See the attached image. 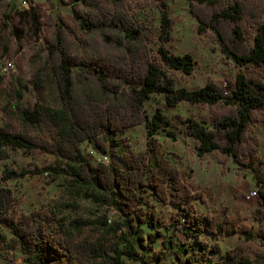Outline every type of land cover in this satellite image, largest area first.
Returning <instances> with one entry per match:
<instances>
[{
  "label": "trees",
  "instance_id": "16d2710c",
  "mask_svg": "<svg viewBox=\"0 0 264 264\" xmlns=\"http://www.w3.org/2000/svg\"><path fill=\"white\" fill-rule=\"evenodd\" d=\"M57 1L70 6L71 12L56 10L55 2L46 0L25 10L10 4L0 17V60L15 58L35 30H41L48 52L33 57L30 82L21 75L10 80L0 75V94L7 97L0 161L18 150L51 153L55 164L37 172L66 176L73 194L116 211L120 219L109 224L108 213L98 219H67L55 212L45 220L38 211L22 215L14 191L0 187V241L6 225L29 264H162L170 252L175 257L172 264H264V176L256 175L260 199L253 212L255 231L237 224L225 211L200 212L197 201H206L205 190L196 189L155 147L160 131L174 125L165 108L181 102L210 107L209 124L178 116L199 158L215 153L222 164L233 159L255 171L259 141L249 126L264 112V81L239 72L230 92L212 79L195 90L179 86V75L194 74L196 60L170 46L176 18L169 14L167 0ZM188 2L200 34L210 29L222 51L239 64L264 66V23L253 45L247 44L243 0ZM52 81L59 106L40 100L23 103L26 91L39 96ZM153 96L163 97L165 103H158L150 116L146 105ZM139 124H145L149 142L145 151L136 152L125 134ZM168 135L177 140L173 130ZM86 142L113 160L92 164L82 148ZM29 173L6 166L3 177L20 179ZM157 202L173 206V222L160 215ZM87 226H94L96 234L82 239L81 230ZM231 233L244 240L214 259L221 244L204 235L219 238ZM160 240L163 249L156 251ZM254 240L260 247L255 252ZM154 250L156 258L151 260L147 254Z\"/></svg>",
  "mask_w": 264,
  "mask_h": 264
},
{
  "label": "rangeland",
  "instance_id": "374dc122",
  "mask_svg": "<svg viewBox=\"0 0 264 264\" xmlns=\"http://www.w3.org/2000/svg\"><path fill=\"white\" fill-rule=\"evenodd\" d=\"M1 0L0 17L11 4H17L20 10L29 9L32 4L46 0ZM55 2V9L71 12V7ZM169 4V14L176 18V24L172 31L173 41L171 47L178 54L191 53L196 60L195 72L192 75L180 76L179 86L195 90L203 87L209 80H214L224 86L230 92L231 82H235L239 72L259 81H264V66L241 65L233 58L227 56L221 49L220 44L215 39L213 32L209 29L200 34L197 30L198 21L190 12L188 0H167ZM244 20L242 26L245 29L246 43L253 45L255 35L259 26L264 23V0H243ZM48 7V6H47ZM151 14L160 16L156 9H147ZM25 27L29 22L25 19ZM32 41L21 49L15 58L5 56L0 60V75L6 80L16 78L18 75L24 76L25 81H31L33 71V57L47 56L45 40L41 30L32 31ZM13 67L5 69L7 65ZM44 102L52 106L60 105V97L55 83L52 81L50 86L39 96L35 91H26L25 100ZM7 102V97L0 94V124L4 122V112L2 106ZM17 102H14L16 104ZM158 103L164 104L165 100L161 96H153L147 102L146 108L150 116L154 113ZM166 113L173 118L174 125L166 130H161L155 137V147L159 155H166L170 161L179 167L186 175V179L193 186L206 192V201H197V208L202 213H215L225 211L237 224H247L258 229V223L253 218V212L259 205L260 188L257 185L256 175L264 176V112L260 118L250 124L249 133L256 137L258 144V157L256 170L243 168L235 161L230 160L226 165L222 164L215 153L202 160L196 153L194 140L184 133L185 125L178 121V116L183 118L193 117L206 124L211 120V108H200L188 102H181L177 107L165 108ZM168 130L176 133L177 140L168 135ZM129 139L131 148L136 151H145L149 142L147 128L145 124L133 126L125 134ZM83 151L87 159L92 164L100 163L102 152L95 149L89 143L82 144ZM117 151V149H114ZM113 160V159H111ZM56 157L51 153L29 154L23 150L12 153L11 158L0 161V187L11 188L19 199V213L27 214L33 211L41 213L43 219L47 220L54 213H60L67 219H74L79 216L90 219H98L108 213L109 224L119 220L118 213L114 210L108 211L106 206L95 203L90 199L79 197L73 194L68 178L64 175L59 177L48 173H39L38 168H46L55 164ZM262 161V162H260ZM10 168H25L30 171L25 177L20 179H4L3 170ZM257 191V195H252ZM70 204V205H69ZM156 210L168 222H173L175 209L171 204L156 203ZM5 238L0 241V264H29L25 261L26 255L18 245L12 241V233L3 225ZM96 234L94 226H87L81 230V238H89ZM210 242H219L221 252L213 254L214 259L221 258L228 249L235 247L244 240L239 233L224 234L219 238L209 234L204 235ZM253 251L259 249L257 240L252 242ZM163 249L160 240L155 245L156 251ZM154 251H149L147 256L155 260ZM175 257L167 253L162 260V264H172ZM127 264H140L135 261H127Z\"/></svg>",
  "mask_w": 264,
  "mask_h": 264
},
{
  "label": "built area",
  "instance_id": "2783aa9c",
  "mask_svg": "<svg viewBox=\"0 0 264 264\" xmlns=\"http://www.w3.org/2000/svg\"><path fill=\"white\" fill-rule=\"evenodd\" d=\"M25 3H27V0H24L22 4H25ZM11 67H13V64L10 66L7 65L5 69H9ZM101 155H102V158L99 159L100 162H105V163L111 162V159H112L111 155L105 154V153H102ZM257 193H258L257 191H253L252 195H257Z\"/></svg>",
  "mask_w": 264,
  "mask_h": 264
}]
</instances>
